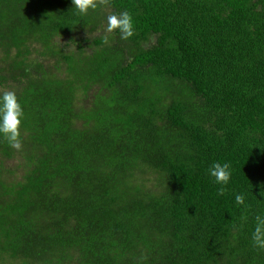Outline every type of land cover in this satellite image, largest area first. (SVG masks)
Returning a JSON list of instances; mask_svg holds the SVG:
<instances>
[{"label":"trees","instance_id":"obj_1","mask_svg":"<svg viewBox=\"0 0 264 264\" xmlns=\"http://www.w3.org/2000/svg\"><path fill=\"white\" fill-rule=\"evenodd\" d=\"M72 7L0 0V264H264V0Z\"/></svg>","mask_w":264,"mask_h":264},{"label":"clouds","instance_id":"obj_2","mask_svg":"<svg viewBox=\"0 0 264 264\" xmlns=\"http://www.w3.org/2000/svg\"><path fill=\"white\" fill-rule=\"evenodd\" d=\"M72 5V8H75L80 15L86 16L90 10L98 7V0H72ZM106 31H119L123 38H129L134 33V19L127 11L110 14L107 17ZM23 116V106L15 91H5L0 94V136H3L11 147L18 150L22 147L20 137ZM209 175L217 184L226 185L232 173L227 163L216 162L209 169ZM223 191L224 189L221 188V192ZM235 202L243 205L244 197L236 195ZM252 240L256 247L264 249V215L255 217Z\"/></svg>","mask_w":264,"mask_h":264},{"label":"bare ground","instance_id":"obj_3","mask_svg":"<svg viewBox=\"0 0 264 264\" xmlns=\"http://www.w3.org/2000/svg\"><path fill=\"white\" fill-rule=\"evenodd\" d=\"M252 220V219H251ZM224 226V225H223Z\"/></svg>","mask_w":264,"mask_h":264}]
</instances>
